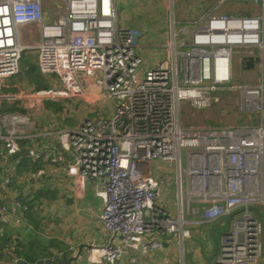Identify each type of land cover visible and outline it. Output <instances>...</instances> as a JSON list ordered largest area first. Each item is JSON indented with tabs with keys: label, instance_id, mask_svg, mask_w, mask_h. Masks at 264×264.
Listing matches in <instances>:
<instances>
[{
	"label": "built area",
	"instance_id": "obj_1",
	"mask_svg": "<svg viewBox=\"0 0 264 264\" xmlns=\"http://www.w3.org/2000/svg\"><path fill=\"white\" fill-rule=\"evenodd\" d=\"M173 1L168 0L165 56L142 72L144 36L119 21L116 0H50L51 13L45 0H0V155L19 153L22 142L38 133L33 115L45 101L72 98L90 106L95 97L84 87L90 81L113 103L109 113L55 130L51 156L65 163L76 197L85 195L91 181L103 203L99 220L111 238L91 244L88 261L115 264L131 250H159L173 235L181 244L189 211L208 222L230 218L209 264H263V225L255 208L264 205V0H217L195 24L176 21ZM227 1H250L257 9L219 12ZM26 33L35 44L23 43ZM235 47H244L240 58L258 54V83L231 84ZM29 48L37 52L39 73L54 75L58 86L10 83ZM236 89L237 108L257 114V124L182 123L183 102L207 109ZM11 105L15 110L3 109ZM27 152L34 158L50 154L48 148ZM156 161L173 174L175 212L160 203ZM1 180L10 186L15 175L5 171ZM5 198L0 195V223L10 225L37 203L13 197L7 204Z\"/></svg>",
	"mask_w": 264,
	"mask_h": 264
},
{
	"label": "crops",
	"instance_id": "obj_2",
	"mask_svg": "<svg viewBox=\"0 0 264 264\" xmlns=\"http://www.w3.org/2000/svg\"><path fill=\"white\" fill-rule=\"evenodd\" d=\"M123 1L126 5V13L117 8L119 21L124 24V20L127 18L125 15L128 16L132 13L134 18L130 26L141 30L144 39H146L145 43H153L157 38L155 35H158L160 31H162L161 36H167L168 0ZM216 2L217 0H214V5ZM222 6L224 9H220V7L218 11H225L228 14H250L256 9L244 7L237 11L236 6L232 3ZM173 13L176 21L192 24H195L205 14L200 11L191 12L184 7H179L175 12L174 1ZM151 50L146 46L139 48V54L143 59L142 72L151 68L164 57V53L156 56ZM151 55H154L153 58H149ZM252 57H258V54L255 53ZM239 60L242 66L240 57ZM256 63L259 66V61ZM255 64L249 69L252 70ZM257 71V76L252 77L254 84L259 80V67ZM84 87L95 97L94 102L90 104V106L93 105L92 107H88V110L85 111H77L73 106L77 99L72 98L54 102L58 106L54 109L43 103L42 109L33 115L38 124V133L26 142H22L21 151L14 158L13 155L6 157L0 155V195L6 196L5 203L8 204L13 197L23 201L31 198L37 201L36 204L30 205L28 210L18 212L15 224L2 223L7 226L11 236L15 239L13 247L18 245L26 248V245L32 244L29 251L36 257L33 264H91L88 261L89 246L104 244L111 238L99 220L103 203L95 195L92 182L87 181L83 197H76L73 194L71 180L65 172V163L53 162L51 157L57 144L55 130L79 124L87 118L86 112L101 113L95 108L102 99L100 88L91 84L90 81H86ZM30 148L35 150L48 148L49 157H31L27 152ZM65 159L69 160L68 154H65ZM164 169L165 165L162 162L156 161L153 165L154 176L160 182L162 189L160 203L175 212L176 186L169 177L170 175L168 178L161 176L160 173L166 170ZM10 170L15 175V181L10 186L4 187L1 175ZM255 211L263 225L264 205L257 206ZM183 216L185 219L183 228L188 231V236L181 244L173 235L167 237V242L161 249L148 253H143L139 249L131 250L115 264H186L185 261L188 257L200 264H209L230 218H220L208 222L203 220L200 213L194 214L189 211H185ZM222 226L225 228L222 229L220 237L216 240V230ZM261 238L264 245V233ZM114 240L117 241L118 238L115 237ZM8 252L9 250L4 251V258ZM1 255L0 252V257ZM132 257L136 259L135 262L131 260ZM6 259L1 260L0 263L11 261Z\"/></svg>",
	"mask_w": 264,
	"mask_h": 264
},
{
	"label": "rangeland",
	"instance_id": "obj_3",
	"mask_svg": "<svg viewBox=\"0 0 264 264\" xmlns=\"http://www.w3.org/2000/svg\"><path fill=\"white\" fill-rule=\"evenodd\" d=\"M47 6L46 13H51L50 8V0H45L44 2ZM232 3L234 6H236V10L239 11L241 8H249L253 9L257 6L254 5L250 1H227L224 4ZM214 6V0H174V8L175 12L178 10L179 7H184V9H187L191 12L200 11L201 13L208 12L212 7ZM117 8L118 10H121L126 13V5L123 0H117ZM220 9H224V6H221ZM255 9V10H256ZM236 11V12H237ZM246 11V10H244ZM254 11V10H253ZM252 11V12H253ZM225 12V11H224ZM227 13V12H226ZM251 13V12H250ZM132 14V13H131ZM125 15L127 17L124 20V24L126 26H130L132 24V20L134 16L132 15ZM238 14V13H235ZM123 15V14H122ZM124 16V15H123ZM23 31H27V27H23ZM160 34V35H159ZM162 31L158 32V35H155V38L153 43H145L146 39L140 41V46H146L150 49L153 53H155L156 56H160L164 53H166V49L163 47V42L166 38V36H161ZM149 38V37H148ZM35 37H31V35H28L26 33V36L23 39V43L26 45H33L36 42ZM244 49V47H235L233 50L232 55V85H235L237 87L239 86H246V85H253L254 79L253 76H257V70H258V63L255 64V67L251 69H245L241 66L240 60H239V51ZM36 50L34 48L26 49L21 56V70L19 74L15 75L12 79H10V83L13 84H20L21 86L27 87L32 86L37 88L35 80L31 79L30 76L26 73V67L25 63L28 62H36L37 56H36ZM154 55H151L149 58H153ZM143 65V63H142ZM35 75L40 77V83L44 85V87H53L58 86L59 81L57 80L54 75L51 77H44L43 75H40L38 73L37 68H35L34 71ZM238 95V90L235 91H229L227 95L224 92L222 93V102L217 103L210 108L202 109V110H195L191 108L189 103L183 102L181 104V121L185 126L189 127H211V126H247V125H255L258 121V116L254 112H241L237 106H236V97ZM47 106L54 109L55 107H58L53 101H45L44 102ZM111 104H113L111 101H109L107 98L103 97L100 100V103L95 106L96 110L98 112L103 113L104 115H107L109 113V109L111 107ZM74 109L77 111H85L88 110V107H92L93 105L89 106V104H85L79 100L77 102L73 103ZM7 107V106H5ZM15 107V106H14ZM87 118H94L97 115V112H86ZM71 119V118H70ZM165 170V169H164ZM161 176L164 178H168V176L174 181L173 174L171 171L165 170L164 172L160 173ZM174 183V182H173ZM225 226H222L216 230L215 238L216 240L220 237V234L222 233V229H224ZM264 233V224L262 226V235ZM214 241V240H213ZM263 243V242H262ZM263 252H264V245H263ZM264 259V254H263ZM186 264H200L195 260H190L189 257L186 258ZM264 264V261H263Z\"/></svg>",
	"mask_w": 264,
	"mask_h": 264
},
{
	"label": "trees",
	"instance_id": "obj_4",
	"mask_svg": "<svg viewBox=\"0 0 264 264\" xmlns=\"http://www.w3.org/2000/svg\"><path fill=\"white\" fill-rule=\"evenodd\" d=\"M25 67L26 69V73L28 74V76H30L31 79L35 80L37 88H43L44 85H42L40 83V77H38L37 75H35L34 71L35 68H37V63L35 62H28L26 61L25 63ZM38 70V68H37ZM39 73V71H38ZM41 75V74H40ZM5 110H15L14 106H9V107H5L3 108ZM0 252L2 253L1 257H0V261L1 260H11L12 258H18L19 261H17L15 264H33L36 261V257L34 255H32V253L29 251L31 249L32 244L29 243L28 245H26L27 247L23 248L22 246H16L13 247V243L15 242V239L11 236V232L8 230L7 226H5L4 224L0 223ZM9 250V252L7 253V256H5L6 258H4V251ZM0 264H9V263H4L1 262Z\"/></svg>",
	"mask_w": 264,
	"mask_h": 264
},
{
	"label": "water",
	"instance_id": "obj_5",
	"mask_svg": "<svg viewBox=\"0 0 264 264\" xmlns=\"http://www.w3.org/2000/svg\"><path fill=\"white\" fill-rule=\"evenodd\" d=\"M259 61V57H252V56H242L241 57V62H242V67L245 69L252 68L256 62ZM17 154L13 155L12 157L14 158Z\"/></svg>",
	"mask_w": 264,
	"mask_h": 264
}]
</instances>
